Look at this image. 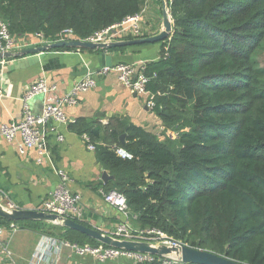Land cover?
I'll list each match as a JSON object with an SVG mask.
<instances>
[{
	"label": "trees",
	"instance_id": "16d2710c",
	"mask_svg": "<svg viewBox=\"0 0 264 264\" xmlns=\"http://www.w3.org/2000/svg\"><path fill=\"white\" fill-rule=\"evenodd\" d=\"M148 3L0 0V19L15 37L40 32L55 41L72 29L85 40ZM170 13L174 33L160 42L161 59L147 63L146 71L157 74L148 84L154 111L178 138L163 141L129 123L111 129L116 146L97 150L115 177L103 188L126 197L136 229H155L241 264H264V62L258 66L264 60V0H170ZM83 126L71 123L80 134L88 132ZM117 148L132 159L118 156ZM15 224L41 234L59 230L54 237L81 246L103 245L63 226ZM146 264H164V258Z\"/></svg>",
	"mask_w": 264,
	"mask_h": 264
},
{
	"label": "crops",
	"instance_id": "0c3cea01",
	"mask_svg": "<svg viewBox=\"0 0 264 264\" xmlns=\"http://www.w3.org/2000/svg\"><path fill=\"white\" fill-rule=\"evenodd\" d=\"M162 14V1L149 0L143 24L146 37L162 32ZM161 49V43L108 52L81 48L69 51L55 49L5 60L3 64L0 63V89L3 92V97L0 98V125L22 120L21 97L25 87L41 77H46L58 89L47 96L38 95L31 101V109L36 114L41 113L47 101L63 98L88 73L106 66L107 55L112 56L113 66H139L159 61ZM96 80L97 86L82 94L77 105L65 108L70 123H51L48 131L51 159H44L39 163V153L36 150L20 156L16 143L7 142L0 134V191L4 194L0 193L1 204L7 207L10 202L19 209L38 210L49 193L58 186V171L61 170L71 178L70 189L81 195L83 222L107 234L114 232L122 221V216L104 200L101 192H106L103 187L109 188L107 186L115 177L99 162L97 150L100 146H116L110 137L111 129L120 131L124 123L144 128L163 141H175L177 131L166 127L157 113L148 107V98L132 94L119 81L116 72L96 77ZM77 122L80 126H88V132L83 134L88 135L95 150L89 149V143L85 142L83 134L71 128V123ZM91 129H100L98 135L91 133ZM105 172L114 178L104 182L102 177ZM13 232L14 235L3 243L4 250L0 249V264H31L45 234L18 226ZM14 240L15 253L11 250ZM67 251V248L63 249L61 255ZM129 263L132 264L130 261Z\"/></svg>",
	"mask_w": 264,
	"mask_h": 264
},
{
	"label": "built area",
	"instance_id": "2783aa9c",
	"mask_svg": "<svg viewBox=\"0 0 264 264\" xmlns=\"http://www.w3.org/2000/svg\"><path fill=\"white\" fill-rule=\"evenodd\" d=\"M146 12L147 5L141 12L127 17L120 23L96 31L85 40L76 37L72 29L62 30L55 41L47 40L44 34L40 32L30 36L15 37L9 30V24L0 19V52L15 53L31 47H38L60 41L82 40L92 43L109 44L113 42L145 38L146 34L143 29V24ZM167 56L168 54H165V57ZM4 62L5 60H0L1 64ZM146 69V64L139 66L132 64H118L111 67L103 66L97 71L88 73L63 98L47 101L41 113L36 114L31 109V101L38 95L43 94L47 96L58 89L57 85L49 83L46 77H41L36 82L25 87L21 97L23 107L22 120L1 124L0 134L7 142L16 143V149L20 156H26L31 151L36 150L39 153V163L44 159L49 160L51 159L52 154L48 142V131L51 123H70L65 108L67 106L77 105L82 94L94 89L97 86L96 77L104 76L111 71L116 72L119 81L132 94L147 97L148 107L154 110L156 106L155 94L148 89V84L157 74L154 73V75L150 77L147 75ZM2 97L3 92L0 89V98ZM82 137L85 142L89 143V149L95 150V147L90 144L88 135L83 134ZM59 138L62 140V137ZM116 152L117 155L122 158L132 159V155L123 148H117ZM58 175L60 178L58 186L49 193L48 197L44 200L38 210L48 214L70 218L75 221H83L84 209L81 203V195L70 189L69 184L71 178L69 174L59 170ZM0 193L3 194L2 191H0ZM101 193L104 200L115 207L122 216V221L116 226L114 232L111 234L115 238L121 240L147 241L156 245H186L169 238L166 234L155 229L142 230L134 228L131 223L132 215L126 197L116 190L109 192L102 191ZM7 208L18 209L10 202L8 203ZM10 228L14 231L16 230L17 225L12 223ZM4 235L5 230L0 227V247L2 246ZM65 248L70 249L79 256L91 257L101 263L114 259H125L133 264H146L156 260V256L148 254L104 247L103 245L91 246L87 244L81 246L57 237L44 235L37 246L31 264H59L61 253ZM172 262L177 261L170 258H164V264H170Z\"/></svg>",
	"mask_w": 264,
	"mask_h": 264
},
{
	"label": "water",
	"instance_id": "95a60500",
	"mask_svg": "<svg viewBox=\"0 0 264 264\" xmlns=\"http://www.w3.org/2000/svg\"><path fill=\"white\" fill-rule=\"evenodd\" d=\"M162 1V12H163V30L156 36L127 40L122 42L113 43H92L82 40L73 41H60L45 44L38 47L22 50L20 52H0V60H9L12 58L21 57L28 54H37L47 52L50 50L61 49V48H81L90 50H102L108 52L118 48H126L131 46H140L145 44H155L166 41L174 33V23L170 13V0ZM106 66H113L112 56L107 55L105 57ZM126 135L123 134L120 137L122 143L125 142ZM114 177L110 176L107 172L103 173L102 180L107 182ZM0 218L11 223H19L23 221H41L60 225L65 228L80 232L103 245L111 248L120 250H126L130 252L148 254L160 258H170L183 263H194V264H241L234 260L226 257L195 248H191L187 245L179 246H168L165 244L156 245L152 242L147 241H136V240H121L115 238L111 234L104 233L98 229L88 227L80 222L72 220L70 218L60 217L54 214H48L43 211L35 209H9L0 203Z\"/></svg>",
	"mask_w": 264,
	"mask_h": 264
},
{
	"label": "rangeland",
	"instance_id": "374dc122",
	"mask_svg": "<svg viewBox=\"0 0 264 264\" xmlns=\"http://www.w3.org/2000/svg\"><path fill=\"white\" fill-rule=\"evenodd\" d=\"M262 62H264V60L263 59H260V61L258 62L259 68H261L263 66V63ZM131 223H132L133 227L135 228V225H137V224L134 222V219L131 221ZM48 224L49 225H52V226H60V225H55V224H50V223H48ZM0 225L5 230V235L3 237L2 246L0 247V249L1 248L3 249L4 248L3 247V243H5L6 240H8L10 237H12L15 232H13V230L10 227H7L6 225H3L1 223H0ZM18 228H20V227L18 226ZM38 234H41V232L38 233ZM44 234L45 235L52 236V237H54V236L60 237L62 235V232L59 231V230H54V229H47L46 231H44ZM14 245H15V240L12 241V246H11V250H12L13 253H15L14 250H13ZM31 247H33L32 244H31ZM68 250L69 251L65 252V254L63 256L61 255V257L59 259V264H130L129 261H127L125 259H114V260H110V261H107V262H104V263H100V262H97L94 259H91L89 257L79 256V255L75 254L73 251H71L70 249H68ZM7 253L8 254H11L9 252H7ZM17 264H19V263H17Z\"/></svg>",
	"mask_w": 264,
	"mask_h": 264
}]
</instances>
